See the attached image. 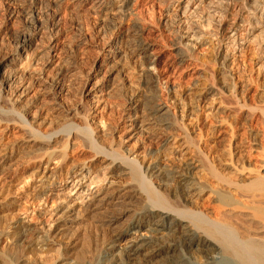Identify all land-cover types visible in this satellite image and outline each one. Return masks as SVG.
I'll return each mask as SVG.
<instances>
[{
  "label": "bare ground",
  "instance_id": "obj_1",
  "mask_svg": "<svg viewBox=\"0 0 264 264\" xmlns=\"http://www.w3.org/2000/svg\"><path fill=\"white\" fill-rule=\"evenodd\" d=\"M63 1L0 0V36L4 34L7 38L0 45V141L10 126L18 125L28 136L22 147L39 148L37 155H27V165L33 161V175L38 180V187L42 188L41 193L47 192L43 187L52 177L63 180L62 177L70 179V175L75 176L71 179L84 191L86 181L90 180L88 176L91 177L97 166L95 157L99 155L105 162L98 166L106 165L104 168L109 169V182L104 189L89 193L82 205L76 199L59 208L51 231L43 237H39V229L30 228L25 222L2 232L0 264H264V240L254 237L251 226L234 216L235 209H242L243 205L232 191L233 186L237 192L264 198V167H254L243 174L242 182L227 180L202 152L205 162L187 158V147L182 166L164 171L155 163L142 165L137 152L145 145L166 140L175 132L182 137L183 144L188 145L190 141L189 129L174 120L172 117L176 118V115L170 107L151 93L157 88L159 78L149 66L158 65L160 60L154 45L144 37L147 27L139 14L128 24L130 17H126V12L133 0H82L96 9L105 10V15L109 13L108 19L104 20H108L111 33L95 36L93 45L98 55L106 59L100 61L98 56L92 69L72 91V86L65 80L69 71L64 68L65 60H60L55 73L45 74L46 66L53 62L58 51L53 38L57 17L53 9L55 11V5ZM156 1L167 10L173 9L175 22L180 27V41L200 46L203 39L213 33L216 41L232 43L242 56L248 48L243 34L252 36L258 32L262 37L258 48H264V0ZM143 2L136 0L133 4L136 7ZM203 22L211 26L209 31ZM46 32L50 35L48 44L45 47L36 45ZM82 41L76 40L81 45ZM34 45L37 46L35 52L40 53L31 58L29 52ZM187 47L184 45L183 51L180 50L174 64L176 69L186 67L192 58ZM125 51L130 52L136 66L131 67V72L124 67L120 70L124 71L119 78L120 94L115 103L116 111L110 113L113 88L108 91V83L116 69L111 70L107 65ZM263 57L252 62L258 74L264 72ZM232 58L225 55L223 60L228 63ZM164 68L158 71L166 75L169 70ZM33 91V97L27 98ZM208 106H211L208 118L225 111L222 103L215 99ZM242 108L247 105L244 103ZM53 113L64 115L65 122L56 132L41 131L39 126L46 124V117ZM111 115L114 120L112 132L101 138L96 130ZM247 119L251 122L256 118L251 113ZM60 134L63 135V148L57 158L60 164L51 168L56 155L51 149L52 144ZM115 134H120L117 142ZM76 138L94 151L89 162L78 166L74 164L77 159L74 160L69 152L71 142ZM131 142H135L134 145L127 148ZM139 143L143 146L136 147ZM242 145L230 143L228 162L231 167H234L235 155L240 153ZM248 148L250 153L254 151ZM15 149L13 147L11 152ZM262 149L264 151V145ZM205 164L206 171L226 182V188L217 189L202 179ZM65 167H68L67 171ZM26 170L17 169L15 174ZM126 179L133 184L128 186ZM6 183V178L0 183V198L5 196ZM9 191L10 188L7 193ZM207 194L216 197L220 210L230 208L222 219L213 220L209 212L199 207ZM252 211L253 217L264 228V204L256 205ZM124 217L125 221L119 224ZM95 219L103 220L113 230L109 240L79 237V227L91 224ZM33 236L38 239L34 240Z\"/></svg>",
  "mask_w": 264,
  "mask_h": 264
},
{
  "label": "rangeland",
  "instance_id": "obj_2",
  "mask_svg": "<svg viewBox=\"0 0 264 264\" xmlns=\"http://www.w3.org/2000/svg\"><path fill=\"white\" fill-rule=\"evenodd\" d=\"M135 1L131 2L132 5L128 8L130 10L126 12V17H130V19L128 18L130 22H127H129L128 24L132 23V17L140 15L143 24L147 27L144 37L154 45V50L160 60L158 65L149 66L150 71L159 78L157 88L151 93L170 107L176 115V118H172L176 119L179 124L186 126L190 134L188 145L180 141L182 137H178L177 132L167 136L166 140L145 145L144 149L137 152L138 161L142 165L155 163L164 171L171 170L175 166L183 165L184 153L186 152L184 149L187 147L189 154L187 158L194 157V159L203 162L206 158L218 173L227 180L242 182L243 174L249 173V170L254 167H264V151L262 149V145H264V72L258 74L252 64L255 59L264 55V48L262 50L258 48L262 37L260 38L258 32L252 36L243 34L242 39L248 43V48L242 56H239L235 45L233 46L232 43L216 41L213 33L203 39L202 45L195 46L186 40L180 41V27L175 22L173 9L167 10L163 4L156 0H144V5L142 3V5L135 7V3L133 4ZM55 7L57 8L55 11V8L53 9V13L55 12L57 17L54 21L53 38L58 51L53 62L46 66L45 74L55 73L60 67V60H65L67 63L63 64L64 68L69 70L65 80L72 86L71 90L73 91V86L78 85L80 80L87 75L98 56L100 61L106 59L105 56L98 55L93 44L94 39L101 33L106 35L111 33L108 20H104L108 19L109 13L106 12L105 15V10L96 9L91 3H83L82 0H64L63 3L58 4V6L55 5ZM1 14L2 11L0 10V19ZM203 24L207 30L211 29L207 22H203ZM102 27L104 28L102 29ZM44 36L39 37L36 45L40 44V46L45 47L48 44L49 32H46ZM6 39V35L0 36V45L4 44ZM78 39H82L84 44H78L76 42ZM36 45L30 49L31 58L40 53L35 52ZM184 45L188 46L187 50L189 54H192V58L188 60L186 67L176 69L174 64L180 50L183 51ZM123 53H120L113 61H109V65H107L109 69L114 68V71L116 69L108 83V91L113 88L111 91L113 98L110 99L109 107L110 113H113V110L116 111L115 103L120 94L119 78L121 72L124 74V71L120 70L124 67L131 72V67L136 66L130 52L125 51ZM225 55H230L233 58L226 63L223 60ZM42 62L44 61L42 60L41 64H43ZM164 67L169 70L166 75L159 72ZM34 93L35 91L31 92L27 98L33 97ZM213 99L217 103L221 102L225 111L223 114L218 113L214 118H208L207 114L211 110V106L208 104ZM244 103L247 108H242ZM251 113L255 115L256 119L250 122L247 116ZM112 115L105 118L106 120L96 130L99 137L102 138L106 133L111 134L112 123L114 122ZM46 118L47 123L39 126V129L46 133L58 131L61 124L65 122L64 115L60 113H53ZM235 125L238 127L235 128ZM119 136L120 134H115L116 142ZM27 137L18 125H12L0 141V183H4V179H7L5 196L0 198V234L8 231L14 224L25 222L30 228L39 229V237H43L51 231L59 208L76 199L79 205H82L86 202V196L89 193L104 189L107 186L110 177L109 169L104 168L106 165L103 168L99 167L105 160L101 155L96 156L95 163L97 166H94L91 177L88 176L90 180L86 181L85 184L87 192L80 189L76 183L74 184L72 179H75V176L70 175V179L62 177L63 180L59 177H52L49 183L43 187L46 188L47 192L41 193L42 188L38 187V180L33 175V161L30 162L29 166L27 165L28 156L37 155L39 148L31 145L30 147H22V144L27 142ZM62 139L63 135L60 134L52 144L51 149L55 151L56 155L51 168L60 164L57 158L63 148ZM231 142L243 144L239 148L240 153L237 152L238 154L235 155L233 164L235 168L231 167L228 162ZM134 143L131 142L127 148H131ZM71 145L69 152L73 155L74 160L77 159L74 162L77 166L89 162L94 155V151L87 148V144L85 145L79 138L73 139ZM141 146L143 145L139 143L136 147ZM13 147L16 149L12 153ZM248 147L253 148L252 151H254L250 153ZM200 152L205 158L201 156ZM73 161L70 163L72 164ZM204 166L206 167V164ZM205 167L201 176L202 179L211 182L217 189L226 188V182L218 180L219 178L210 174V171H206L208 167ZM24 168L27 170L15 174L17 169L23 170ZM67 170L68 167H65V171ZM125 182L128 186L133 184L129 179H126ZM9 188L10 193L8 192L9 196L6 198ZM234 188L232 186L234 197L243 205L242 209H235L234 216L251 226L250 231L254 237L264 240V228H262L259 220L253 217L252 211L256 205L264 204L263 196L255 197L250 193H241L240 190L237 192ZM239 193L241 194L239 195ZM208 197L209 194L203 197L199 207L209 212L210 218L213 220H220L226 216V211H229L230 208L220 210L216 197L214 195ZM125 219L126 217L120 219L118 223L122 224ZM78 235L82 239L106 241L112 237L113 230L103 220L95 219L91 224L88 223L84 227H79ZM33 238L34 240L38 239L36 236ZM40 239L43 240V238ZM198 256L205 260L202 255Z\"/></svg>",
  "mask_w": 264,
  "mask_h": 264
}]
</instances>
